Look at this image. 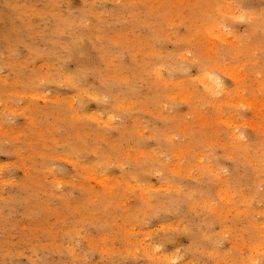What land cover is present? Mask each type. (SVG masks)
Returning <instances> with one entry per match:
<instances>
[{
    "label": "rangeland",
    "instance_id": "374dc122",
    "mask_svg": "<svg viewBox=\"0 0 264 264\" xmlns=\"http://www.w3.org/2000/svg\"><path fill=\"white\" fill-rule=\"evenodd\" d=\"M0 264H264V0H0Z\"/></svg>",
    "mask_w": 264,
    "mask_h": 264
},
{
    "label": "bare ground",
    "instance_id": "6f19581e",
    "mask_svg": "<svg viewBox=\"0 0 264 264\" xmlns=\"http://www.w3.org/2000/svg\"><path fill=\"white\" fill-rule=\"evenodd\" d=\"M232 102V101H231ZM228 125V124H227ZM232 135V134H231ZM234 136V135H233Z\"/></svg>",
    "mask_w": 264,
    "mask_h": 264
}]
</instances>
